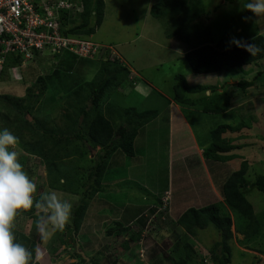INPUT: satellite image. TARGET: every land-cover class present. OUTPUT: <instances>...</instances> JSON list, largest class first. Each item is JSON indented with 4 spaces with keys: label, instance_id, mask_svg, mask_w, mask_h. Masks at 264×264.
<instances>
[{
    "label": "rangeland",
    "instance_id": "rangeland-1",
    "mask_svg": "<svg viewBox=\"0 0 264 264\" xmlns=\"http://www.w3.org/2000/svg\"><path fill=\"white\" fill-rule=\"evenodd\" d=\"M58 1L56 0V2ZM69 1L74 4V9L66 12L64 8H61L60 15H58V19L61 17V20H59L60 29L65 28L68 30L75 26L81 16L79 12L84 11L82 0H80V3H76L74 0ZM165 1L173 5L177 3L182 10L171 7L167 11V5L163 3L164 0H105L103 23L97 28L95 34L87 36L93 42L105 46L106 50L104 49L100 53L105 54V58L118 59L128 67L131 65L141 68L139 74L131 72L132 69H129L131 74L124 80L123 84L115 90L113 87L107 93V95L111 93L109 96L113 103H119L123 107L135 106L137 108L132 109L128 114L124 112L123 116H119L120 118L115 115L119 119H114L117 124L122 123L121 125L125 127H129L130 122H132L131 128H133L145 118L151 117L154 112L153 108L163 106L166 99L160 96L157 91L153 90V93H150V97H148V93L146 94L144 90L141 91L142 95L135 89L136 84L141 83V77L160 87L164 93L174 99V86L177 83L175 76L181 74L191 86H202L201 89L195 88L193 91H188L189 93L186 92V95L189 98L192 97L197 103L195 107L187 108L186 113L200 142L205 143L210 140V136L219 125L225 123L235 125L246 122L249 127L245 126L231 133L228 131L227 135L235 138V143L239 145L234 152L240 153L250 163L249 171L246 174L250 185L244 188V194L254 205L255 215L263 223L261 234L252 241L245 239L244 235L236 231L235 226H233L234 236L229 240L232 248V261L229 264H264V192L251 185L258 175L264 174V60H261L258 64L204 74L195 72L186 58L187 52L208 43L209 38L213 40L214 44L224 45L226 43V47L231 48L257 35H264V15L257 17L245 8L250 0H238L233 4L227 0ZM63 10L66 12L65 14ZM95 19L96 16H93V20ZM107 49L110 51H107ZM84 53L88 54V52ZM95 53L96 51L93 54ZM93 54L91 57H87L88 60H93L86 67L80 63L78 64L77 69L78 71L81 70L79 72L81 75L77 78L90 81L95 77L101 67L102 59L95 57ZM139 57L140 59H138ZM31 60L29 64L27 62L21 65V68L17 66L10 68L8 71L10 72V78L7 75L2 79L0 93L25 96L27 86L35 82L39 75L44 76L49 84V89L45 90L44 100L40 102L41 111H43V114L50 112L53 121L62 126L64 119H62L61 114L67 110L65 103H57L58 96L62 93L58 91V88L70 87L76 78H68L67 73L60 70L61 67L66 66L60 65L58 59L50 51H47L46 55L42 57L32 58ZM137 63L139 66H137ZM261 71L263 73L258 75ZM105 77L109 78L110 73H107ZM12 79H18L19 81ZM240 80H251L254 81V84L247 89H242V87L237 86V82ZM178 82L182 83L181 80H178ZM52 83L55 86L57 85V91L53 88ZM43 85V83H40L38 87L31 86V88L38 93ZM102 85L100 83L96 88L101 90ZM205 87H210L211 94L204 90ZM54 93L58 99L53 97ZM217 104L219 106L227 104L235 110L224 113L201 112L202 108L211 105L217 106ZM54 107L56 109H53ZM160 110L159 108L158 111ZM145 111L150 113L147 112L143 115L142 113ZM34 113L36 112L34 111ZM11 119L16 123L19 122L18 117H15V113L11 114ZM160 124H155L142 133L148 138L152 151L155 149L156 139H159L158 146L166 147L165 123L162 121ZM140 141L138 146L142 149V153H146L143 152L144 146L141 147ZM81 142L84 141L81 140ZM68 149L75 150L72 146H69ZM100 149V147H97L95 152L91 150L87 154L82 149L83 154L74 155L67 162L65 161L68 168H59L56 172L55 167L53 169V179H56V174L59 177L64 175L61 173L70 175L71 170L76 174L77 179L74 178L68 183L64 181L66 184L62 189L63 191L53 189H50V191H56L58 197L72 203L73 208L78 205L86 192L92 190L88 189L91 184L89 177L91 167L96 164V161L91 159L97 155ZM15 150L20 152L19 160L21 164L24 158L27 160L35 158V161L41 163L40 159L34 155L26 157L21 146L17 145ZM114 155L105 172V175L107 173L106 178L104 175V182L101 185L105 192L103 194L100 192L89 200L90 205L82 225L84 234L80 236L81 241L79 243L81 246L78 243L76 245V249H78L76 255H73V248L65 249L67 245L60 242L61 237H69L66 228L62 231H53L52 225L49 224L46 231L50 235H43L38 230L35 222L46 215L43 210H37L36 215H31L34 217H29L21 211L18 212L13 227L37 240V261L40 264H86L87 261L90 262L89 256L95 259H102L103 256H107L104 263H113L114 261L116 264H180V253L182 252L180 247L183 245L180 242L183 240L188 243L191 242L196 250L194 254L196 257L192 260V263L203 259L205 264H213L210 258V250L217 242L222 240L221 233L214 225H209L206 228L199 229L196 236H192L186 233L182 226L175 223L177 213L174 215L170 210V206L172 210L176 208V205L178 208L183 198L182 193L177 194V196L173 193L170 200L174 184H172L173 176H170V186H168V166L165 153L158 155L157 170H152L149 177L143 176L142 181H145L143 182L145 184L136 183V173H138L139 168L135 159L132 160L133 166L127 170L122 168L121 164L117 165L114 173L121 180L117 184H111V176L114 175L112 174ZM243 158H236L228 162V166L233 167L235 170L238 169ZM44 168L43 165V167L37 168V171L44 177L41 180L45 182L46 170ZM170 172L172 173L171 168ZM164 185L166 189L168 187L170 189L168 194L163 188ZM39 192L45 193L46 188L43 187ZM218 194L220 199L215 203L225 204L224 195L221 192H218ZM106 195L116 198L114 212L125 208V205L128 206V211L123 214L125 216L136 214L146 206L156 207L158 205L157 199L161 200L165 195L167 213L158 212L151 217V221H148L149 225L146 227H141L135 223L130 236L108 237L107 232L113 226L114 219L108 215L113 214V206L111 210V207L105 201L107 199ZM202 195L205 197L203 193ZM188 199H190L189 196ZM71 223L72 217L67 225ZM90 225L96 226L88 230L87 228ZM94 230L96 234H94ZM133 236L137 240L130 241L131 249H122V242ZM56 248L58 249L56 250ZM80 248L83 251H80ZM218 251H221V247L218 248ZM81 252L85 253V256L87 254L86 257L89 259H86V261L82 259L79 256Z\"/></svg>",
    "mask_w": 264,
    "mask_h": 264
},
{
    "label": "trees",
    "instance_id": "trees-1",
    "mask_svg": "<svg viewBox=\"0 0 264 264\" xmlns=\"http://www.w3.org/2000/svg\"><path fill=\"white\" fill-rule=\"evenodd\" d=\"M82 1L84 4V11L80 14V19L72 28L68 30L62 28V33L64 35L69 33L89 37L95 34L97 28L102 25L106 7L105 0ZM227 1L233 4L238 0ZM163 3L167 5V11L171 7H176L177 10L181 9L177 3L173 5L165 0ZM93 16H96L95 20H93ZM208 40H210L208 43L186 53V58L190 66L197 73H215L224 69L258 64L261 60H264V35H257L231 48H227L226 43L224 45L220 43L214 44L211 38ZM249 45H254L256 48H259L260 51L256 55H252L247 50ZM107 51L110 50L107 49ZM38 53L39 52L36 51V54ZM58 55L59 54L55 55V57L57 56L56 58H58L57 61L60 62V65L66 66L61 67L60 70L67 73L68 78H76L75 82L72 83L70 87L64 86L58 88V91L62 92L58 96L59 99L55 96V93L53 96L58 99L57 103L63 102L66 105L65 108L67 111L61 114L62 119H64L62 126L53 121L50 112L43 114V111H41L40 102L44 100L46 95L45 90L47 91L49 89V84L46 82L44 76L39 75L35 82L27 86L26 93L24 94L25 96L0 93V129L7 128L13 131L12 133L18 137V145L23 148L26 157L34 155L40 159V164L38 163L39 161H35V158L27 160L23 157L24 159H22L24 170L37 184V192L35 194V199L37 200L40 199L43 194L48 193L50 189L62 190L66 184L65 182L68 183L76 178V174L71 170L70 175L68 173H61L64 175L59 177V175L56 174V179H53V169L55 167L56 172L59 168H68L66 164L67 160L74 155L83 154L82 149L87 154L97 147L101 148L97 155L91 159L96 161V164L91 167L92 170L89 177L91 184L88 189L92 190L86 192L80 203L73 208L71 215L72 223L69 225L66 224L65 226L69 237H61L60 239L61 243L67 245L65 249L73 248V255H76L78 253V251H76L78 250L76 249V245L77 243L79 244L80 241L78 236L90 205L89 200L94 198L98 193L105 192V190L101 188V185L102 182H104V175L113 154L116 151H121L127 155L133 156L135 154L134 141L138 134V127L140 128L149 119L155 117L158 111L154 110L151 117L145 118L133 128H131L132 122H130L129 127L121 125L122 123L117 124L114 119L117 118L115 115L121 117L124 112L128 114L132 109H137L135 106L123 107L119 103H113L109 96L111 93L107 95L113 87L115 90L123 84L127 77H129L131 74L129 67L118 59L110 60L108 57L101 60V67L92 80H81L77 78L80 77L79 75L71 74L74 69V61L77 60L75 55H65L64 57ZM23 61L24 58L22 56L9 54L6 58L0 83L5 76L9 75L8 77L10 78V72L8 71L11 67L20 66L24 64ZM67 70L68 72H66ZM107 73H110L109 78L105 77ZM262 73L261 71L258 75ZM175 79L177 83L174 86V100L186 106H196V100H193L192 97L189 98L186 92L193 91L195 88L201 89L202 86H191L188 84L187 79L181 74L175 76ZM12 80L19 81L18 79ZM178 80H181L182 83L178 82ZM40 83L44 84L43 87L40 88V92H34L31 86L38 87ZM100 83L103 84L101 90L96 88ZM253 84L254 81L251 80H240L237 82V86L242 87V89H247ZM52 85H54V83H52ZM53 88L57 91V85H54ZM55 107L53 109H56ZM230 109L231 108L227 104H224V106H219L217 104V106L211 105L210 107L202 108V112L224 113L229 112ZM34 111L36 113H34ZM147 112L148 114L150 113L149 111H145L142 114L145 115ZM13 113H15L16 118L18 117V123L11 119V114ZM28 115L33 119H29ZM245 126H248L246 122L235 125L229 123L219 125L213 131L210 140H208L210 143L205 147L204 156L207 159L221 162L243 158L240 153L234 152L239 145L235 143V138L230 137L227 133L228 131L231 133L235 130H239ZM81 140L84 142H81ZM69 146H72L76 152L73 149H68ZM43 165L46 170L45 182L41 180V178L44 177L37 171V168L39 169L43 167ZM249 168V161L243 158L240 167L227 177L222 187L225 204L211 203L203 207H190L183 213H179L176 218L175 223L182 226L186 233L192 236H196L199 229L206 228L209 225H214V227L220 231L222 240L217 242L210 250V258L213 264L231 263L232 248L229 244V240L234 236L233 226H235L236 231L243 234L245 239L249 241L255 240L257 236L261 234L263 222L255 215L254 205L244 194V188L250 185L246 177ZM251 185L264 192V174L258 175ZM43 187L46 188V192H39ZM163 206L164 202L160 200L156 207H150L147 214L142 212V217L136 218L135 222L134 215H121L119 211L116 210V219L113 220L114 224L107 232V236L117 238L130 236L131 232H133L132 227L135 223L141 227H145L149 221V216L154 212L162 214L167 213V208L165 207L164 209ZM37 210L39 209L33 207L28 211L21 210V212H24L30 217L31 215H36ZM35 223V225H37L38 221ZM13 231L17 242L23 244L32 253L30 264H40L36 259L38 250L37 240L14 227ZM94 234H96L95 230ZM128 239L129 238L122 242V249H131V242L137 240L134 236ZM180 243H183L182 247H180V250H182L180 253V264H205V260L203 259L199 262L192 263V260L196 257L194 255L196 250L191 242L188 243L182 240ZM219 247H221L220 252L218 251ZM57 249L58 248H56V250ZM79 256L85 261L90 258V262L87 261L88 263L86 264H116L114 261L113 263H104L107 256L103 255L102 259H95L91 256L87 258V254L86 256L79 254ZM119 261H121V259H119Z\"/></svg>",
    "mask_w": 264,
    "mask_h": 264
},
{
    "label": "crops",
    "instance_id": "crops-1",
    "mask_svg": "<svg viewBox=\"0 0 264 264\" xmlns=\"http://www.w3.org/2000/svg\"><path fill=\"white\" fill-rule=\"evenodd\" d=\"M120 56V54H119ZM125 57V56H124ZM140 59V57L138 58ZM90 61V60H89ZM88 59H77L74 61V71L71 72L72 75L77 74L81 75L79 73L81 70L78 71L77 67L80 63L81 65L85 66L90 63ZM92 61V60H91ZM126 61V60H125ZM126 63L129 65V63L126 61ZM137 66L138 63H137ZM129 69H132L131 72H135L139 74L141 72L140 67H133L129 65ZM130 72V73H131ZM143 84V85H142ZM136 90H138L140 93L141 91H145L146 94L148 93V97H150V93H153V90L157 91L160 96H163L166 101L164 102L163 106H158L161 110L158 111L157 108H153L154 110H157V114L153 119H149L144 125H142L139 128V132L135 138L134 146H135V154L133 156L127 155L121 151H116L113 159L114 166L112 167V175L111 176V184H117L118 181L121 180V178L116 177V173H114V170L117 168L118 164H121L122 168L129 169L133 166L132 160H136L138 163L139 171L136 173V183L145 184L142 181L143 176L149 177L151 175V171L157 170V165L159 161V154L165 153L167 159V166H168V186H170V180L173 176V182L174 188L172 195L170 197V200L173 197V193L179 194L182 193L183 201H181V204L178 206L176 205V208L172 210L170 206V210L174 213V215L177 213L176 216H178L179 213H183L185 210H187L190 207H203L205 205L215 203L218 201V192H221L223 194V184L227 177L235 171V169L231 166H228V162H221V161H215L211 159H207L204 156L205 147L209 145V141L207 142H200V140L197 137L196 131L194 129V126L190 123L189 118L187 117V108L195 107V106H186L183 104H180L176 102L172 96H169L167 93H164L160 87L155 86L153 83H149L147 80H145L143 77H141V83L136 84ZM140 87V88H139ZM138 92V93H139ZM206 92L208 94H211L210 87L206 88ZM139 93V94H140ZM142 94V93H141ZM143 95V94H142ZM249 101V100H248ZM230 110H235L231 107ZM229 110V111H230ZM202 112V111H201ZM164 122V128L166 130V147L163 148L162 146H158L159 139H156V143L154 145L155 149L154 151L151 150L150 144L148 141V138L146 136L142 135L146 129H150L155 124H160V122ZM161 125V124H160ZM141 140V141H140ZM140 141L141 147L144 146V151L146 153H142V149L139 148L138 143ZM228 167V169H227ZM170 168L172 170V173L170 172ZM111 171V170H110ZM108 172V171H107ZM175 172V173H174ZM107 175V173H106ZM105 175V178H106ZM166 181V182H167ZM121 183V182H120ZM146 187V186H145ZM164 190L167 192H170L169 187L166 189L165 185L163 186ZM113 192V191H112ZM115 192V191H114ZM103 194V192H101ZM202 193L205 195L203 197ZM190 199H188V196ZM105 201L109 204L112 210L113 206V214H108L112 219H116V215L114 212V205H116V198L109 197L106 195ZM165 195L161 199L165 200ZM180 199V198H179ZM181 200V199H180ZM222 200V199H221ZM160 199H157V202H159ZM207 202V203H206ZM171 205V204H170ZM128 206L125 205V208H121L119 210V213L123 215L128 210ZM150 209V207L146 206L144 209L138 211L134 215V222L135 219L142 217V212H145L147 214V211ZM160 209V208H159ZM157 213L154 212L152 215L149 216V221H151V217L155 216ZM119 218V217H118ZM149 225V223L146 224V226ZM94 226H89L87 229H91ZM145 226V227H146ZM84 234V228L81 229L80 236ZM81 241V240H80ZM150 241H152L150 239ZM80 244V243H79ZM78 244V245H79ZM81 246V244H80ZM80 251H83L80 249ZM81 254L85 255V253L81 252Z\"/></svg>",
    "mask_w": 264,
    "mask_h": 264
},
{
    "label": "clouds",
    "instance_id": "clouds-1",
    "mask_svg": "<svg viewBox=\"0 0 264 264\" xmlns=\"http://www.w3.org/2000/svg\"><path fill=\"white\" fill-rule=\"evenodd\" d=\"M74 1L80 3V0ZM245 8L250 10L257 17L264 15V0H250V2L245 5ZM73 9L74 8H69L68 10ZM64 10L66 11V9ZM65 11L64 14L66 13ZM79 13L81 14L82 12ZM67 35L90 39L85 35ZM247 50L252 55H256L260 51V49L256 48L254 45H249ZM47 51L52 52L51 50ZM46 52L44 53L45 55ZM64 53L73 52H52V55H54V57L57 54L62 57L71 55ZM44 54L38 53L32 58L36 59V56L40 57L44 56ZM19 55L24 58V64L27 62L29 64L32 61V58H26L25 54ZM72 55H75L77 59H87V57H81L75 53ZM104 55L105 54H100L95 57H100V59L104 60L106 59ZM17 67L21 68V65ZM17 145V136L7 128L0 129V264H30L32 253L23 244L17 242L13 231L14 220L19 211H28L33 207L43 210L46 215L40 218L37 227L43 235H50V233L46 231L47 226L51 224L53 231H62L71 218L73 208L72 203L61 200L56 191H50L43 194L40 199H35L37 184L24 170V166L19 160L20 152L15 150ZM168 193L169 192H167V194ZM162 201L164 202L163 207L165 209V203H167V201Z\"/></svg>",
    "mask_w": 264,
    "mask_h": 264
},
{
    "label": "built area",
    "instance_id": "built-area-1",
    "mask_svg": "<svg viewBox=\"0 0 264 264\" xmlns=\"http://www.w3.org/2000/svg\"><path fill=\"white\" fill-rule=\"evenodd\" d=\"M61 8L72 9L74 4L69 0H0V80L9 54L32 58L36 51L44 54L51 50L70 51L81 57H91L95 51L94 56L100 55L105 46L84 37L56 33L60 31Z\"/></svg>",
    "mask_w": 264,
    "mask_h": 264
},
{
    "label": "bare ground",
    "instance_id": "bare-ground-1",
    "mask_svg": "<svg viewBox=\"0 0 264 264\" xmlns=\"http://www.w3.org/2000/svg\"><path fill=\"white\" fill-rule=\"evenodd\" d=\"M70 11H72V10H68V9H66V12H70ZM60 18H61V17H60ZM60 18H59V20H61ZM56 33H57V34L59 33L62 37H66V36H68V35H64V34L62 33V29H60V31H56ZM61 36H60V37H61ZM64 39H66V38H64ZM34 54H36V53H34Z\"/></svg>",
    "mask_w": 264,
    "mask_h": 264
},
{
    "label": "water",
    "instance_id": "water-1",
    "mask_svg": "<svg viewBox=\"0 0 264 264\" xmlns=\"http://www.w3.org/2000/svg\"><path fill=\"white\" fill-rule=\"evenodd\" d=\"M29 119H31V116L29 115ZM93 152H95V149H93Z\"/></svg>",
    "mask_w": 264,
    "mask_h": 264
}]
</instances>
